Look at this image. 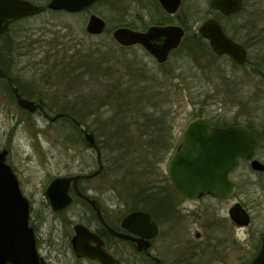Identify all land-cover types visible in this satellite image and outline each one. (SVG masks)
I'll return each mask as SVG.
<instances>
[{
  "label": "flooded vegetation",
  "instance_id": "flooded-vegetation-1",
  "mask_svg": "<svg viewBox=\"0 0 264 264\" xmlns=\"http://www.w3.org/2000/svg\"><path fill=\"white\" fill-rule=\"evenodd\" d=\"M104 1L106 0H97L83 10L69 14L89 12L87 23L92 15L100 17L105 22L104 31L101 34H89L85 27L88 36H101L109 31L114 40L113 42L118 45L122 53L130 54L131 52L142 50L159 65L167 63L172 54L182 45H184L187 50L185 44L187 40H202L209 44V41L200 34L199 29L206 20L214 19L219 23L223 32L230 39L238 43H240V41L246 43V45L240 44L247 50V62L243 65H238L234 63L228 55H221V58H225L228 62H231L232 65L229 67H215L213 65L197 66L195 67L197 73L207 75V79H210L208 75L216 68L218 70L216 72L220 73V79L226 84H231L230 89H232V91L230 94L232 97H230V100L234 103L239 100L241 102L250 100L252 94L247 96V93H245V96H243L240 91L243 87L249 85L253 74H258L260 77L255 85L261 88L260 94L261 97L264 98V0H242L241 9L238 12L230 14H224L220 10L212 8L210 6V0L207 1V7L203 10L200 8L201 3H203L202 0H179V5L173 12L166 9L159 0H107L109 2H116V4L113 3V5H115L113 8L117 11L118 21L111 30L108 29V21L103 16L102 11L96 8L102 5ZM170 26L182 28L184 35L178 48L170 52L168 59L164 63H158L142 44L137 43L126 46L118 43L113 37V32L118 28H126L146 34L152 27ZM164 40L165 38L161 37L159 40H156V44L161 45ZM253 45L255 47L259 45L263 49L262 56L259 65L248 66V48H251ZM227 69L233 71L242 70L244 76H232L230 81L228 77L222 75L226 73ZM221 70H223V72H221ZM4 72L6 73L5 70ZM0 79L4 80L3 78ZM182 79L185 85L189 84L187 77L182 76ZM14 82L24 98L33 100L38 104V108L35 112L23 109L24 114L30 113L31 116L48 119L49 121L56 115L69 114L68 111L64 110V107L58 109V111L50 112L41 99L37 97L29 98L27 93L25 94L23 91L25 90L24 86H22V92L16 81ZM9 89L16 100L10 86ZM50 113H53L54 116H50ZM62 118L64 117L59 116L54 121ZM195 119H203L211 127L226 128L238 126L246 128L254 139L255 146L253 153L248 158L238 157L236 159L234 167L228 173V179L234 185V192L226 198H217L207 194L196 199H188L174 189L168 175H166V177L155 178L154 181L159 188L162 185L169 184L170 187L168 188L171 194L163 195V200L158 201L153 199L150 203V211L137 209L148 213L151 220L156 225V233L149 239L143 237L145 231L140 227H136L138 233H134L123 226V219L125 216L135 210L128 211L126 209V213L123 212L125 204H122L121 195V197L115 195L113 190L115 187L113 184L111 189H106V186L99 188L93 184V181L99 177L103 178V184H108L110 182L114 183V181L123 184L121 175H124L122 168L111 167V163L109 162L110 156L106 153V149L108 148H103L98 144V139L95 134L96 146L90 147L87 145L80 128L73 123L78 129H74L73 135L76 136V133H81L79 140L85 145L83 149L90 153L85 155V162L79 163V167H81L78 171L59 173L49 180L48 184L43 189V197L45 199L44 208H47L46 210L35 207L34 201L36 192L26 187L23 179L8 163V151L7 163L16 174L22 193L30 201L29 223L35 233L39 255L44 259L45 264H51L53 258L57 260L58 264H70L66 262L68 254L70 253L75 259L81 262L100 264L98 261L76 256L72 246L76 225H82L90 232L96 234L103 241L104 247L119 261V264H205L204 255L205 249L210 247L208 245L212 244V247L221 248L222 242L220 240L221 237L217 238L211 235L208 238V244L204 246L201 240L203 235L199 229L210 232V229H214L223 218L231 223L230 231L232 233L235 234L236 229L246 231V243L251 256L249 261L245 263L248 264L259 249L264 231L250 230L253 223V208L255 207L258 197H254L247 193L245 194L241 185L245 186L252 184L253 179L251 176L255 175L257 181L262 185V195L259 196V198H263L264 200V170H256L252 166L254 160L264 164V113L220 114L215 116L214 119L199 115L187 123L177 141H175L173 131L170 129L171 155L169 160L179 147L186 127ZM79 122L85 124L83 121ZM169 126L170 128L172 127L171 124ZM86 127L92 131L88 125H86ZM0 150L3 149L0 147ZM92 151L96 154L95 159L92 158ZM99 169L101 170L97 175L87 177ZM243 171L246 172L243 173ZM75 176L79 177L75 181L71 180L70 184L65 188V191H67L71 198L70 204L64 209L54 210L46 196L48 185L56 177ZM159 188H157V190ZM85 197L92 200V202ZM226 201L231 202L229 207H227L228 216L230 209L238 203L249 214L250 223L247 226H239L230 216L229 219L228 217L220 218L218 214L216 216V206L220 207L219 204L225 203ZM213 208L214 210L212 211ZM212 212L215 213L213 214ZM123 235H129L135 240L125 238ZM224 239L230 241L231 238L226 237ZM213 240L218 243L213 245ZM232 240L234 241L235 239L233 238Z\"/></svg>",
  "mask_w": 264,
  "mask_h": 264
},
{
  "label": "rangeland",
  "instance_id": "rangeland-1",
  "mask_svg": "<svg viewBox=\"0 0 264 264\" xmlns=\"http://www.w3.org/2000/svg\"><path fill=\"white\" fill-rule=\"evenodd\" d=\"M30 1L41 5H46L49 2V0ZM202 1L200 8L203 10L207 7L208 0ZM113 3L116 4L115 1L109 2L106 0L102 5L96 7L102 11L103 16L108 21L109 30L118 21L117 11L113 8V6L115 7ZM88 17L89 12L69 14L45 10L41 14L31 16L23 24L14 25L10 31V36H5L0 40L3 48L8 50L5 51V59L13 61V65L9 68L10 73L24 86V93L28 92V85H33L36 97L41 99L50 112L58 111V109L65 106L74 105L75 108H78L82 104V101L78 98L81 89L76 90L74 87L68 89L67 85L54 82L51 68L55 62L54 57L58 51V45L63 43L70 48L93 45L92 48L96 50L99 47L95 45H105L103 44L105 42L107 46L101 49L100 54L104 55V59L107 58L106 66L110 65L120 73L131 74L130 77L132 78L136 76L141 80L152 79L151 81L157 79L164 84L171 81L178 86L177 89L172 88L170 97L171 129L175 141H177L187 123L199 115L214 119L215 116L220 114L264 113V98L260 94L261 88L255 85L260 75L253 74L249 85L243 87L240 91L243 96H245V93H247V96L252 94L250 100L242 102L239 100L234 103L230 100V97H232L230 94L232 91L230 89L231 84H226L220 79V73L216 72L218 71L216 68L208 75L210 79H207V75L197 73L195 69V67L203 65L231 66L232 63L225 58L214 60L212 56H207L196 61L182 45L172 54L167 63L159 65L142 50L130 54L122 53L118 45L113 42L114 40L109 31L101 36H88L85 31ZM13 39L18 41L16 45H14V41H11ZM240 43L246 45L245 42L240 41ZM252 47L248 48V66L259 65L262 56L263 49L259 45L256 47L253 45ZM242 72V70L227 69L226 73L222 75L228 77L231 81L232 76H244ZM182 76L188 78V85L183 83ZM81 86V88L86 89L85 95L91 92L92 84L84 83ZM103 92L104 90L98 91L95 95L102 96ZM88 106V110L85 109L81 113L83 122L99 133V122L114 115L115 106L104 107L99 110L97 107ZM87 112L93 113V115L88 116ZM50 116H54V114L50 113ZM73 131L75 130L69 125H64L61 119L51 122L48 119L31 116L30 113L24 114L23 109L13 101L4 83L0 80V147L9 151L8 163L23 179L26 187L36 192L35 207L46 210L47 208H44L43 189L49 180L59 173L78 171L81 167H79V163L85 162V155L90 153L83 149L85 145L79 140L80 138L76 132V136L73 135ZM95 136L97 139L102 140L99 134ZM91 153L92 158L95 159V152L92 151ZM169 157L160 165L162 177L167 175ZM245 172L243 171V173ZM251 178L253 183L245 186L241 185V188L244 189L245 194L258 197L253 208V223L250 230L262 232L264 231V200L259 198L262 195V185L257 181L255 175H252ZM140 179L148 180L147 178ZM93 184L99 188L106 186V189H111L113 184L115 195H121L122 204L126 203L124 184L117 181L103 184L102 177L95 179ZM230 204V201H226L219 204L220 207L216 206V216L218 214L220 218L228 217L229 219L227 207ZM126 208L124 205V213H126ZM230 224L229 221L223 218L214 229H210V232L199 229L203 235L201 240L204 246L208 244V238L211 235L223 238H220L221 248L212 247V244H210L208 245L210 247L205 249V264H245L249 261L251 256L249 248H247L246 231L236 229L234 234L230 231ZM226 237H230V241L225 240ZM217 243L213 240V245ZM66 262L70 264H89L75 259L71 253L68 254ZM51 264H58L57 260L53 258Z\"/></svg>",
  "mask_w": 264,
  "mask_h": 264
},
{
  "label": "water",
  "instance_id": "water-1",
  "mask_svg": "<svg viewBox=\"0 0 264 264\" xmlns=\"http://www.w3.org/2000/svg\"><path fill=\"white\" fill-rule=\"evenodd\" d=\"M97 0H49L46 5L35 4L30 0H0V35L5 34L10 26L27 17L38 15L46 9L76 13L90 6ZM169 11H175L179 0H159ZM210 6L224 14L238 12L242 0H210ZM105 22L92 15L87 23L89 34H101ZM200 34L209 41L216 55H228L238 65L247 62L245 47L230 39L214 19L206 20L199 29ZM184 35L178 26L152 27L146 34L126 28H118L113 32L114 39L122 45L142 44L158 63H164L170 52L178 48ZM164 37L161 45L156 40ZM0 78H3L12 89L19 106L35 112L38 104L24 98L15 82L0 66ZM62 116L80 128L88 146H96L94 133L85 124L77 121L69 114L52 117L54 121ZM254 139L243 127L226 128L211 127L203 119H195L186 127L180 145L172 154L167 175L176 191L188 199H196L210 194L217 198H226L234 192V185L228 179L229 171L234 167L238 157L248 158L254 150ZM8 150H0V264H45L39 255L33 228L30 226V201L24 196L18 178L7 163ZM252 166L256 170H264V164L254 160ZM101 169L87 177H93ZM75 177H56L46 189V196L54 210L66 208L71 198L65 188ZM87 200L92 202L89 198ZM230 218L239 226L250 223L249 214L238 203L229 212ZM123 226L130 232L138 233L136 227L145 231L143 237L151 238L156 233V225L148 213L135 210L123 219ZM141 233V232H140ZM125 238L135 240L129 235ZM73 250L77 257L98 261L100 264H119L113 254L104 247L103 241L82 225L75 226L72 239ZM248 264H264V234L259 249Z\"/></svg>",
  "mask_w": 264,
  "mask_h": 264
},
{
  "label": "trees",
  "instance_id": "trees-1",
  "mask_svg": "<svg viewBox=\"0 0 264 264\" xmlns=\"http://www.w3.org/2000/svg\"><path fill=\"white\" fill-rule=\"evenodd\" d=\"M28 18L30 17L14 23L5 34L0 35V40L5 36L9 37L12 27L19 23L23 24ZM11 41H14V45L18 43L15 39ZM1 43L0 65L16 81L22 91V84L9 71L13 61L5 59L7 49L3 48ZM103 44L105 45H95L99 47L95 50L92 48L93 45L70 48L60 43L54 57L55 62L52 64V75L54 82L67 85L68 89H73V87L76 90L81 89L78 95L82 101L81 106L78 109L74 105L64 107L65 111L79 121H84L81 113L85 109L88 110V105L97 107L98 110L115 106L114 115L99 122L100 132L94 129L92 131L95 135L99 134L102 139H98V144L103 148H108L106 153L110 156L111 167L122 168L124 172L121 176L125 185L126 209L128 211L137 209L150 211L153 198L159 201L163 200V195L171 194L169 184L159 188L154 179L162 177L160 165L171 153L170 97L172 88L177 89L178 86L171 81L164 84L157 79L151 81L152 79L141 80L136 76L132 78L131 74L120 73L110 65L106 66L107 58L104 59V55L100 54L101 49L107 46L105 42ZM185 44L187 51L196 61L207 56H212L214 60L221 58L215 55L209 44L202 40H187ZM0 80L4 83L13 101L17 103L7 82ZM84 83L92 84L88 95H85L86 89L81 88V84ZM28 87V92H25L28 97H36L34 86L28 85ZM103 90L102 96L95 95L96 92ZM86 114L93 115L89 112ZM61 120L64 125L78 130L68 119L62 118ZM78 137H81V133H78ZM140 178L148 180L144 181Z\"/></svg>",
  "mask_w": 264,
  "mask_h": 264
}]
</instances>
